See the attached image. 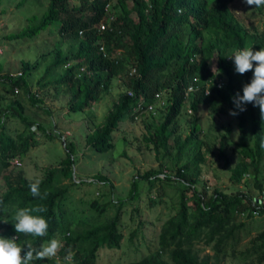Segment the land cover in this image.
Instances as JSON below:
<instances>
[{
    "label": "trees",
    "instance_id": "obj_1",
    "mask_svg": "<svg viewBox=\"0 0 264 264\" xmlns=\"http://www.w3.org/2000/svg\"><path fill=\"white\" fill-rule=\"evenodd\" d=\"M229 1L208 0L203 5L191 0H48L45 14L36 25L7 35L8 39L33 37L54 26L60 39L56 48L40 53L36 60H21V75L17 77L10 71L2 72L0 66V176L4 179L0 225L14 229L18 208L43 206L45 212L33 214L47 220L48 234L33 237L18 233L19 239L31 240L39 248L55 237L63 243L56 258L62 264L69 250L75 254L74 264H101L96 262L100 248L121 247L119 212L127 200L139 197L140 182L145 181L154 195L151 204L161 200L164 185L174 187L178 206L171 208L176 211L162 223L155 249L149 248L137 260L111 264H223L229 248L234 257L241 256L243 264H264V228L242 248L235 247L236 232L244 225L240 215L247 219L255 210L264 213V118L252 103L245 105V111L235 109L232 98L238 92L243 94L253 71L237 73L233 58L228 57L246 47L253 51L264 48V20L262 29L256 22L246 28L229 10ZM21 2L24 0L18 4ZM258 10L264 15V7ZM109 15H113L111 20ZM103 22L106 24L101 30L98 25ZM46 59L49 62L43 66L39 87L43 94L49 85L69 92L70 111H89L105 95H112L113 83L117 82L118 92L103 120L94 123L85 135L86 144L97 152L114 147L112 133L133 118L136 102H153L155 93L164 92L165 103L155 113L147 114L144 121L150 129L144 139L152 145L156 157L159 153L163 158L170 157V149L175 148V165L163 160L157 167L133 175L128 198L112 196L117 200L110 203L117 211L107 220L92 223L79 212L66 210L74 163L73 147L68 144L66 157L47 167L38 180L41 193H47L43 200L31 195L29 183L36 180L28 179L21 169L3 174L13 159H21L37 143L36 132L31 130L34 124L49 139L62 135L56 129L47 130L43 121L25 111L23 103L26 99L39 106L42 98L32 92V79L27 76L39 70ZM202 105L212 115L238 112L230 115L237 123V141L230 138V123L221 126L224 131H219L216 123H212L214 127L200 124L198 109ZM45 112L50 114L47 108ZM187 115L188 130L182 137L179 120ZM10 117L22 124L15 133L6 126ZM188 149L192 151L190 158L179 163ZM214 157L224 162L222 167L235 191L207 185ZM99 178L105 180L102 175ZM108 185L109 195H113L114 186L109 180ZM90 207L99 215L105 210L96 199ZM200 242L213 254L200 255L195 248ZM56 259L31 264H56Z\"/></svg>",
    "mask_w": 264,
    "mask_h": 264
},
{
    "label": "rangeland",
    "instance_id": "obj_2",
    "mask_svg": "<svg viewBox=\"0 0 264 264\" xmlns=\"http://www.w3.org/2000/svg\"><path fill=\"white\" fill-rule=\"evenodd\" d=\"M19 1L21 0L0 1V66L2 72L16 73L20 71L21 60H36L40 53L56 48L60 39L54 26L42 29L33 37L6 38L10 33L18 32L26 26L36 25L45 14L48 3V0H24L20 5ZM230 7L235 17L246 28L256 22L262 29L261 22L264 20V15L260 16L256 7L248 6L245 0L232 1ZM34 17L35 19L32 21L31 19ZM67 45L64 44L65 47H68ZM48 62V59L42 60L40 69L27 76L32 79V92H38L40 99L42 98L39 106L31 105L26 99H23V103L25 111L36 120L43 121L47 130L54 132L56 129L62 135L59 134L58 137L54 136L49 139L34 124L31 126V130L36 132L37 143L21 159L17 158L20 162L19 165L12 162L10 168L3 174H14L21 169L28 179L38 181L44 176V170L47 167L57 165L66 157L65 146L68 144L73 147L74 163L72 165L73 184L69 187L68 196L65 199L66 210L79 212L80 215L88 217L92 223L107 220L113 217L117 211V207L113 206L110 201H116L119 196L128 198L127 194L131 188L133 175L137 172L142 173L151 167H157L163 160L175 165L176 149H170V157L163 158L161 153L156 157L151 148L152 145H147L144 139V135L150 131L144 122L148 118L147 115L121 123L119 128L112 133L114 142L112 149L97 152L89 147L86 144L85 135L93 128L94 123L103 120L118 92L117 82L113 83L112 95H105L89 111H70L67 103L69 92L64 93L61 87L55 90L49 85L43 94L39 87L38 82L42 81L43 66ZM45 80L48 79L45 78ZM18 94L23 97L21 89H18ZM44 107L50 110V114L45 112ZM190 111L187 108V112L190 113ZM198 115L203 127L210 125L214 127L213 124L216 123L218 126L216 128L219 131H224L221 126H228L230 123L232 128L230 138L237 141V123L230 115H212L210 110L203 105L199 107ZM189 119L190 116L187 115L179 120V132L182 137L188 130ZM6 126L11 133L22 128V124L16 118L11 117L6 119ZM69 142H72V145H69ZM191 153V149H188L186 154L182 155L179 163L190 158ZM223 163L220 158H212L211 169L207 174V185H218L227 192H233L235 187L228 180V174L222 167ZM99 175H102L105 180L100 179ZM108 180L114 186L113 195H109ZM3 182L1 174L0 193L4 188ZM64 182L70 185V181L65 180ZM139 186V197L127 200L119 212L118 224L123 233L121 247L116 249L100 248L97 263L111 264L116 261L137 260L140 255L148 252L149 248L155 249L162 223L170 214L175 213L178 206V195L174 187L164 185L165 193L161 200L151 204L150 198L153 199L154 195L152 192L149 193L148 184L141 181ZM187 196H190L189 192ZM95 199L101 207L105 208L100 215L98 211L90 207V202ZM188 204H191V201H188ZM171 205L176 208H171ZM239 218L241 221L244 220V225L236 232L238 241L235 247L242 248L250 237L264 228V213H255L252 218L247 219L240 215ZM195 248L198 249L200 255L213 254L210 247L204 246L202 242L196 244ZM231 250L228 249V255L224 258L223 264H243L241 256L234 257Z\"/></svg>",
    "mask_w": 264,
    "mask_h": 264
},
{
    "label": "clouds",
    "instance_id": "obj_3",
    "mask_svg": "<svg viewBox=\"0 0 264 264\" xmlns=\"http://www.w3.org/2000/svg\"><path fill=\"white\" fill-rule=\"evenodd\" d=\"M191 1L205 5L208 0ZM232 1L236 0H230L228 8L234 15L230 7ZM245 3L250 7H256L258 13V9L264 7V0H245ZM180 10L178 8V12ZM260 16L262 15L260 14ZM228 57L233 58L237 73L243 75L249 71H253L251 82L243 86V94L241 95L238 92L232 98L235 109L239 112L245 111V105L252 103L254 106L259 107L261 116L264 118V48L253 51L252 47H246L235 51ZM237 114V111H230V115ZM29 189L33 197L43 200L47 196L46 192L41 193L39 181L30 182ZM0 204H3V201H0ZM45 211L46 208L43 206L18 208L14 216V229L12 227H8V229L0 225V264H31V262L36 260L57 258L59 251L63 248V243L60 239L54 237L47 244L41 245L39 248L34 247L31 240L24 242V240L19 239L20 235L18 233L33 237H43L48 234L49 225L47 220L42 215L33 214L34 212L43 213ZM3 222L7 223L6 220ZM74 255V252L69 250L63 257V264H74ZM56 264H62V261L56 259Z\"/></svg>",
    "mask_w": 264,
    "mask_h": 264
},
{
    "label": "built area",
    "instance_id": "obj_4",
    "mask_svg": "<svg viewBox=\"0 0 264 264\" xmlns=\"http://www.w3.org/2000/svg\"><path fill=\"white\" fill-rule=\"evenodd\" d=\"M113 18V15H109V20H111ZM105 24L106 23H100L98 26H99V29H104L105 28ZM102 48V46L100 47ZM80 71H84V67H80ZM11 76H14V77H17L19 75H21V71H17L16 73H10ZM195 80V78H194ZM193 87H188V90L192 89ZM17 91V89L15 90ZM130 93V92H129ZM154 101L153 102H149L147 104H144L143 101H138L136 102V105L133 107V111H132V116L133 118H136L138 116H144V115H147L149 113H155L156 111V108H158V106L160 105H163L165 103V97H164V92H157L154 94ZM36 127V126H35ZM13 163L19 165L20 162L18 161V159H14L12 160ZM259 201H262L259 200ZM257 213L258 214V211L255 210L253 212V214Z\"/></svg>",
    "mask_w": 264,
    "mask_h": 264
}]
</instances>
